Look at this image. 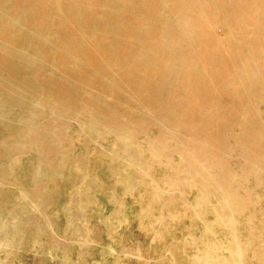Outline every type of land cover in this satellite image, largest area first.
I'll return each mask as SVG.
<instances>
[{
    "label": "bare ground",
    "instance_id": "obj_1",
    "mask_svg": "<svg viewBox=\"0 0 264 264\" xmlns=\"http://www.w3.org/2000/svg\"><path fill=\"white\" fill-rule=\"evenodd\" d=\"M263 232L264 0H0V260L257 264Z\"/></svg>",
    "mask_w": 264,
    "mask_h": 264
},
{
    "label": "rangeland",
    "instance_id": "obj_2",
    "mask_svg": "<svg viewBox=\"0 0 264 264\" xmlns=\"http://www.w3.org/2000/svg\"><path fill=\"white\" fill-rule=\"evenodd\" d=\"M183 224V225H182ZM181 224V228H183V231H181L180 232V230H178V229H176V230H173L172 231V234H173V236H174V238L173 239H179V240H181L182 239V237L183 236H185V234H187L186 233V231L184 230V228H185V223H182ZM133 231L134 230H132V228H130L129 230H127L126 231V239H127V237H128V241H130V240H132L133 238H135L134 237V234H132L133 233ZM179 231V232H178ZM132 232V233H131ZM179 235H178V234ZM128 234H130L129 236H128ZM181 234H183V235H181ZM263 234H264V232H263ZM175 236H177V237H175ZM146 239H148V240H146ZM145 241H149L150 242V239H149V237L148 238H145L144 239ZM170 240V238L168 239V241ZM167 241V253H165L163 256L161 255V257L162 258H160V257H158V256H155V255H153V257H152V261H153V264H192L191 262H190V260L187 258L188 256L190 257L191 255H192V252H190L191 251V249L189 248V249H187L188 247H186V244L182 241V242H177V243H174V244H172L171 245V242H168ZM180 243V245H178ZM181 243L183 244V246L181 245ZM169 244V245H168ZM177 245V246H176ZM171 246V247H170ZM180 246V247H179ZM183 248H182V247ZM179 248V249H176V248ZM186 247V248H185ZM263 247H264V242H263ZM172 248V250H170ZM174 248L176 249V252H175V250H174ZM259 248V249H258ZM163 249H164V247H163ZM162 249V250H163ZM262 249V250H261ZM161 250V249H160ZM185 250V251H184ZM189 250V251H188ZM256 250H259V252L260 251H263L264 249L261 247H257L256 248ZM179 251H181L180 253H179ZM173 252V253H172ZM191 254H190V253ZM264 252V251H263ZM172 255H170V254ZM185 255H183V254ZM186 253L187 254H189V255H187L186 256ZM261 253L262 252H260L259 254H257V264H264V254L263 255H261ZM93 253H91V258L89 257L86 261H85V263L87 262V264H91L92 263V261H97L100 257H96L95 255H94V257H93V255H92ZM182 254V255H181ZM175 255H181V256H179V258H178V256H175ZM258 255H260L261 257H262V259H261V257H259ZM126 256H128V253H125V255H124V260H125V262H127V263H131L132 261H131V259H130V255L128 256V257H126ZM169 256V257H168ZM175 257V258H174ZM182 257V258H181ZM260 258V259H259ZM158 259V260H157ZM168 259V260H167ZM150 260V259H149ZM250 260V258L249 259H246V260H243V262H240L241 264H246V262H248ZM252 260V259H251ZM261 260V261H260ZM184 261H186V262H184ZM171 262V263H170ZM135 263V262H134ZM239 263V264H240ZM0 264H82V262H80V261H78V260H75V261H70V262H65V261H62L59 257H58V254H57V252H55L54 251V245H46V246H42V247H37V248H35L34 249V251H33V253H32V255L31 256H29V257H26V258H20L18 261H15V260H12V258H11V256H9V254L8 253H4L3 255H2V258H1V260H0ZM94 264V263H93ZM139 264H142V263H139Z\"/></svg>",
    "mask_w": 264,
    "mask_h": 264
}]
</instances>
